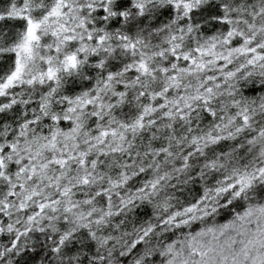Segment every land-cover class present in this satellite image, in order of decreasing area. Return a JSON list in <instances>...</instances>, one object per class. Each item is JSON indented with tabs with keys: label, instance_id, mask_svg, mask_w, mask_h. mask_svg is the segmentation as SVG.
I'll return each instance as SVG.
<instances>
[{
	"label": "snow or ice",
	"instance_id": "1",
	"mask_svg": "<svg viewBox=\"0 0 264 264\" xmlns=\"http://www.w3.org/2000/svg\"><path fill=\"white\" fill-rule=\"evenodd\" d=\"M0 264H264V0H0Z\"/></svg>",
	"mask_w": 264,
	"mask_h": 264
}]
</instances>
